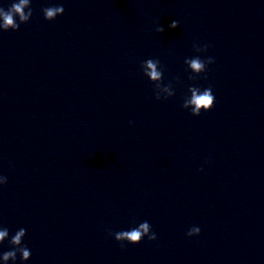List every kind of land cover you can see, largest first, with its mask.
<instances>
[{
    "label": "water",
    "instance_id": "95a60500",
    "mask_svg": "<svg viewBox=\"0 0 264 264\" xmlns=\"http://www.w3.org/2000/svg\"><path fill=\"white\" fill-rule=\"evenodd\" d=\"M31 7L0 32V227L26 229L24 264H224L264 191V0ZM197 55L214 63L189 80ZM147 59L172 97L154 98ZM189 86L211 88L209 111L181 108ZM144 221L154 241L108 235Z\"/></svg>",
    "mask_w": 264,
    "mask_h": 264
},
{
    "label": "clouds",
    "instance_id": "9594fccd",
    "mask_svg": "<svg viewBox=\"0 0 264 264\" xmlns=\"http://www.w3.org/2000/svg\"><path fill=\"white\" fill-rule=\"evenodd\" d=\"M63 12L64 8L62 5L48 6L41 9L45 21H52L57 16L62 15ZM32 14L31 0H12L6 9L0 6V32L18 30L21 24H25L30 20ZM178 26L179 22L176 20L169 24V28L172 29ZM155 31L160 33L164 31V28L162 26H157ZM192 47L196 53H202L207 51L209 45H198L194 43ZM212 63H214V58L212 57L201 59L200 56L197 55L192 58H185V70L191 73L188 79H196L201 73H205L207 66ZM140 70L143 76L154 86L153 91L156 100H166L175 94L172 83L162 84L164 68L158 59H147L143 61L140 64ZM187 91L189 95L183 98L181 108L190 109V114L192 116H199L201 111L206 112L213 107L215 97L210 87L201 90L198 87L189 86ZM6 183L7 177L0 175V186ZM199 233L200 228L198 226H193L186 232V236L192 237L199 235ZM25 235L26 229L20 228L9 239L8 229L6 227H0V243H3L7 239L10 248V250L0 253V264H8L9 261H11L12 264H16L18 255L21 264H24V262L31 258L30 249L22 242ZM108 235L112 236L115 241L120 243L121 247H124V242L133 245L138 244L145 237H147L148 241H154L156 239V234L152 232L151 225L147 221L141 222L129 230L115 233L109 231Z\"/></svg>",
    "mask_w": 264,
    "mask_h": 264
}]
</instances>
